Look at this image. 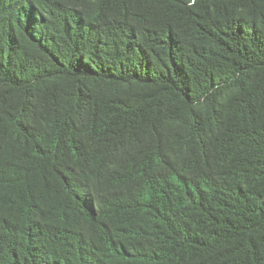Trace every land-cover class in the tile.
<instances>
[{
  "label": "trees",
  "instance_id": "16d2710c",
  "mask_svg": "<svg viewBox=\"0 0 264 264\" xmlns=\"http://www.w3.org/2000/svg\"><path fill=\"white\" fill-rule=\"evenodd\" d=\"M0 264H264V0H0Z\"/></svg>",
  "mask_w": 264,
  "mask_h": 264
}]
</instances>
